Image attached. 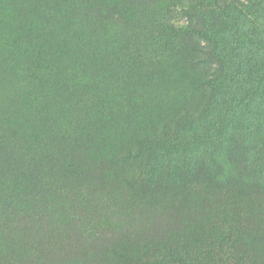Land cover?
Here are the masks:
<instances>
[{"label":"trees","instance_id":"trees-1","mask_svg":"<svg viewBox=\"0 0 264 264\" xmlns=\"http://www.w3.org/2000/svg\"><path fill=\"white\" fill-rule=\"evenodd\" d=\"M135 4L146 43L134 36L118 45L99 7L103 13L105 6L108 17L113 10L129 16L133 11L126 0L104 6L101 0H0V26L16 35L10 43L0 29V132L16 122L30 128L25 138L2 135L0 179L13 165L18 186L45 191V217L67 212L61 229L70 233L74 222L93 219L91 205L82 194L69 201L70 187L57 184L56 168L49 160L40 166V149L56 154L57 133L81 154L97 143L108 145L113 135L101 133L106 125L128 127L126 97L135 100V110L152 104L151 123L135 127L123 140L115 142V135L110 158L100 156L119 163L108 174L114 187L107 196L159 209L184 205L204 191L219 197L211 208L218 216L183 247L173 245L183 241H163L149 252L126 240L114 242L106 264H162L157 259L167 254L188 255L187 264H264V35L244 31L239 0H174L167 9L152 7L149 0ZM165 96L177 99V107L170 108ZM18 97H28L32 114L22 118L25 101H15ZM83 103L90 105L88 113L79 111ZM189 136L197 146L179 150L177 142ZM231 159L238 169L225 171ZM72 160L69 156L66 177ZM71 204L80 212L70 211ZM25 212L19 198L0 187V264H19L15 252L32 257L41 251L27 237L40 232L45 218ZM112 215L117 219L108 226L103 219ZM173 215L177 224L167 231L186 230V218ZM130 218L110 209L94 236H110ZM155 226L159 234L162 224Z\"/></svg>","mask_w":264,"mask_h":264},{"label":"rangeland","instance_id":"rangeland-1","mask_svg":"<svg viewBox=\"0 0 264 264\" xmlns=\"http://www.w3.org/2000/svg\"><path fill=\"white\" fill-rule=\"evenodd\" d=\"M174 0H149V4L152 7H158L160 9H167L172 5ZM242 12L240 17L242 18L244 31L248 33L264 35V0H239ZM108 0H101V3L107 5ZM137 0H126V5L133 11L129 16L122 15L116 10L110 11V17L105 16L106 9L103 7V13L99 7V13L104 17L103 24L108 33L115 35L116 41L118 38V45H124L125 41L134 37L137 40L140 37L142 43H146V34L140 35L138 30L141 25V20L136 22L138 16L135 10ZM140 22V25L137 24ZM0 29L4 36L10 43L15 42V34L6 32L1 26ZM119 31L121 33L118 36ZM115 41V43H116ZM114 43V44H115ZM121 51L115 52V55ZM45 62L46 58H42ZM92 87V86H91ZM9 88V86H7ZM5 88V89H7ZM3 89V90H5ZM100 89V85L95 86L91 91H97ZM179 91L184 92L182 89ZM170 103V108H176L178 100L165 96ZM224 100L227 97L222 98ZM15 101H25L21 106V116L32 114L31 102L28 97H18ZM125 105V111L123 112V119L127 122L128 127L123 130H117L115 123H111L105 126L101 133H107L113 135V140L108 141V145L97 143L93 146L92 150L82 151L79 149L70 148L69 139L65 134L57 133L53 140L54 149L57 148V153L50 155L46 148H42L39 151L40 166L45 161L49 160L50 165L54 166L57 170L56 180L58 185L70 187L69 201H74L76 195L82 194L85 197V202L91 205L90 214L93 219L88 223L80 224L79 221L73 223L70 233L64 232L61 229L63 217L67 215V212L62 216L54 215L52 218L45 217V209L43 196L45 191L36 190L34 185L25 183L22 187L17 185L14 175V166H10V170L6 176L1 177L0 187L5 191L19 198L20 205L24 208V215L40 220L45 218L43 224H41L40 232L33 238L27 237L31 247L39 248L41 251L32 255V257L24 254L23 252H15V258L19 264H106L107 252L109 247L117 241L126 240L129 247H145L149 252L159 250L160 246L164 243H175L173 245L183 247L192 241L193 238L203 235L208 231L210 224L217 218L218 215L211 213V208L215 207L219 203V197L217 194H210L206 192L196 191L190 195L188 201L184 205H179L174 208H150L143 207L140 202H131L127 199H117L114 197V201H111L107 195L113 191V184L108 179V174L119 165L115 159L107 161L101 158V155L110 158V147L112 141L114 142V136L117 135L116 140H123L126 135H130L133 129L139 125L145 123H151L150 116L154 113L155 108L152 104L145 107H139L137 110L133 108L135 100L126 97L123 100ZM19 105V103H18ZM112 106H116L115 102H112ZM18 107V106H17ZM90 105L83 103L80 106L79 111L82 113H88ZM90 117V116H89ZM88 117V118H89ZM87 118V119H88ZM12 118L6 119L11 121ZM4 125V124H3ZM95 132L98 131V126L94 127ZM30 132V128L22 122H16L6 125L3 132H0V142L3 134H13L18 138H25L26 134ZM4 136V135H3ZM234 139V137H233ZM232 139V140H233ZM114 142V145H115ZM57 144V146H55ZM179 150L182 147L190 152L192 147H196V140L191 139L189 136L183 141H178ZM113 145V143H112ZM227 146V145H226ZM225 146V147H226ZM52 150V151H53ZM194 151V150H192ZM69 156L73 160L71 161V168L69 175L66 177L65 171L69 163ZM50 158V159H49ZM160 156L156 157L154 161L159 160ZM237 160L232 159L228 161V164L224 167L225 171H236ZM38 169H40L37 164ZM30 181V180H29ZM225 201L233 202L232 196L225 195ZM68 209L72 212H80L76 205L71 204ZM112 210L114 213H118L119 216H124L130 213L131 218L127 219V222L123 225L121 230H114L110 236H101L100 239L95 237V227L97 223L102 220L108 210ZM195 210V211H194ZM197 216H195V213ZM183 215L188 221L187 229L179 232L167 231L169 224H177V215ZM116 216H110L103 219L106 225L111 226L116 221ZM32 223V222H31ZM30 223V224H31ZM96 223V224H95ZM162 224V231L158 233L155 224ZM192 226L190 227V224ZM33 224V223H32ZM65 233V236L62 235ZM162 243V244H161ZM163 250L160 251V254ZM14 254V253H13ZM188 259H192L190 256L179 257L172 254H167L163 258H158V262L162 264H187Z\"/></svg>","mask_w":264,"mask_h":264}]
</instances>
